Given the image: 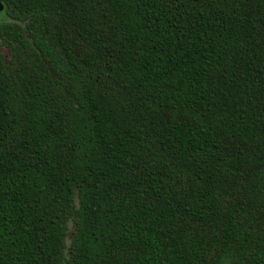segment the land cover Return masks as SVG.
Listing matches in <instances>:
<instances>
[{
	"label": "trees",
	"instance_id": "trees-1",
	"mask_svg": "<svg viewBox=\"0 0 264 264\" xmlns=\"http://www.w3.org/2000/svg\"><path fill=\"white\" fill-rule=\"evenodd\" d=\"M0 2V264H264V0Z\"/></svg>",
	"mask_w": 264,
	"mask_h": 264
},
{
	"label": "water",
	"instance_id": "water-1",
	"mask_svg": "<svg viewBox=\"0 0 264 264\" xmlns=\"http://www.w3.org/2000/svg\"><path fill=\"white\" fill-rule=\"evenodd\" d=\"M3 8V5H2V3L0 2V10Z\"/></svg>",
	"mask_w": 264,
	"mask_h": 264
}]
</instances>
